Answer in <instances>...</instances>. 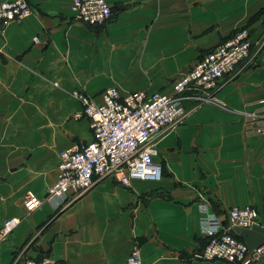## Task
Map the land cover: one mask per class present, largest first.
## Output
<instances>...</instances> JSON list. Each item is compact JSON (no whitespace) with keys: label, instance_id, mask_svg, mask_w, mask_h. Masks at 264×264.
<instances>
[{"label":"crops","instance_id":"obj_1","mask_svg":"<svg viewBox=\"0 0 264 264\" xmlns=\"http://www.w3.org/2000/svg\"><path fill=\"white\" fill-rule=\"evenodd\" d=\"M25 1L31 14L0 27V226L20 221L0 264H124L132 247L142 264H227L188 258L205 243L201 203L223 226L229 208L249 206L264 228V135L244 136L241 122L264 99V0H105L99 27L74 21L68 0ZM239 29L259 45L255 64L219 79L209 101L182 102L184 117L153 139L158 181H101L61 207L43 201L58 153L91 139L74 91L169 94Z\"/></svg>","mask_w":264,"mask_h":264},{"label":"built area","instance_id":"obj_2","mask_svg":"<svg viewBox=\"0 0 264 264\" xmlns=\"http://www.w3.org/2000/svg\"><path fill=\"white\" fill-rule=\"evenodd\" d=\"M68 8L74 21L88 27H99L111 17V7L105 0H68ZM31 12L25 0L0 1V27L26 18ZM258 46L251 43L244 29L235 31L200 55L185 73L179 75L169 94H120L115 88L108 87L94 101L84 93L74 91L72 96L81 107V113L74 118L85 119L91 139L58 153L56 179L46 189L43 201L55 208L61 207L69 194L85 192L101 181L124 187L133 180L158 181L161 167L153 162L158 155L154 137L184 117V100L194 103L209 101L219 79L231 75L238 65L253 66ZM257 104L254 109L242 113V133L246 137L264 135V99ZM198 206L205 243L188 260L227 264L264 261V234L260 244L248 248L229 233L232 228L250 230L259 227L254 208H229L225 213L226 226H223L218 216L208 212L203 203ZM19 222L13 217L2 222L0 244ZM21 264L56 263L48 256H41L24 259ZM124 264H142L135 247L129 251Z\"/></svg>","mask_w":264,"mask_h":264},{"label":"water","instance_id":"obj_3","mask_svg":"<svg viewBox=\"0 0 264 264\" xmlns=\"http://www.w3.org/2000/svg\"><path fill=\"white\" fill-rule=\"evenodd\" d=\"M229 233L242 240L248 248H252L261 243L264 230L259 227H253L250 230L232 228Z\"/></svg>","mask_w":264,"mask_h":264},{"label":"rangeland","instance_id":"obj_4","mask_svg":"<svg viewBox=\"0 0 264 264\" xmlns=\"http://www.w3.org/2000/svg\"><path fill=\"white\" fill-rule=\"evenodd\" d=\"M28 206H30V205H28Z\"/></svg>","mask_w":264,"mask_h":264}]
</instances>
